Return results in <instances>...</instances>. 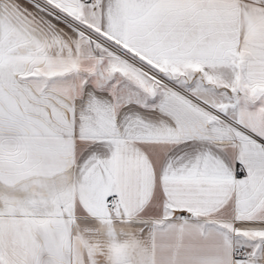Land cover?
<instances>
[{
  "label": "snow or ice",
  "instance_id": "snow-or-ice-1",
  "mask_svg": "<svg viewBox=\"0 0 264 264\" xmlns=\"http://www.w3.org/2000/svg\"><path fill=\"white\" fill-rule=\"evenodd\" d=\"M0 264H264V0H0Z\"/></svg>",
  "mask_w": 264,
  "mask_h": 264
}]
</instances>
